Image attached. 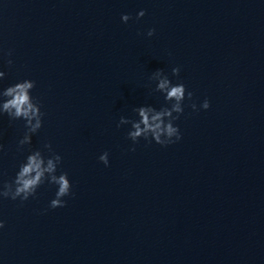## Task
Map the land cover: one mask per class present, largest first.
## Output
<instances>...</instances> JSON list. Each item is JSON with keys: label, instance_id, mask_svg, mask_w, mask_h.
<instances>
[{"label": "water", "instance_id": "water-1", "mask_svg": "<svg viewBox=\"0 0 264 264\" xmlns=\"http://www.w3.org/2000/svg\"><path fill=\"white\" fill-rule=\"evenodd\" d=\"M0 56L5 86L36 81L32 147L52 144L73 192L0 200V264H264V0H0ZM157 69L210 108L185 107L174 144L133 145L116 125L163 103ZM23 131L0 117V182Z\"/></svg>", "mask_w": 264, "mask_h": 264}, {"label": "clouds", "instance_id": "clouds-1", "mask_svg": "<svg viewBox=\"0 0 264 264\" xmlns=\"http://www.w3.org/2000/svg\"><path fill=\"white\" fill-rule=\"evenodd\" d=\"M145 11L141 9L136 19L144 17ZM122 23H128L132 17L122 14ZM155 29H149L147 36L151 37ZM8 57L12 52L4 53ZM2 58V56H0ZM7 65L11 66L13 60L7 59ZM180 68L174 67L171 76L178 77ZM6 71L0 69V117L7 116L10 122H23V134L18 139L16 150L24 152L27 146V154L16 166V171L10 181L0 182V200H19L21 203L35 198L38 189L47 184L55 189L54 197L49 201V208L65 207V197L73 195L72 181L68 172L60 171L62 156L55 152L51 143H44L41 147H32L33 137L41 130L44 124L45 112L42 111L41 102L33 95L36 81L23 78L5 86ZM154 87L152 92L159 93L163 103L159 106L151 104L134 107L132 112L135 118L121 116L116 127L128 126L127 138L133 145L141 139L148 143H156L161 146L174 144L182 139L179 125L176 123L183 115L185 107H190L194 112L208 110L210 102L207 98L197 105L193 101V93L188 91L183 82H173L163 69H157L150 77ZM186 101L191 102L186 104ZM134 151L135 149H130ZM4 151V145L0 144V152ZM105 167L109 166L108 152L98 157ZM4 221L0 219V229L4 228Z\"/></svg>", "mask_w": 264, "mask_h": 264}]
</instances>
